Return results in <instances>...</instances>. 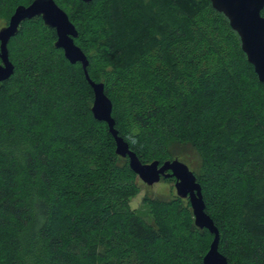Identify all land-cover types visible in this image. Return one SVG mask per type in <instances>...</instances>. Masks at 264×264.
Wrapping results in <instances>:
<instances>
[{
    "label": "trees",
    "instance_id": "1",
    "mask_svg": "<svg viewBox=\"0 0 264 264\" xmlns=\"http://www.w3.org/2000/svg\"><path fill=\"white\" fill-rule=\"evenodd\" d=\"M32 1L0 0V19ZM56 2L130 148L162 163L192 144L221 253L229 264H264V83L226 16L211 0ZM56 40L36 16L8 44L15 71L0 82V264H204L214 234L195 225L187 198L145 195L151 222L131 207L141 179L95 118L81 62Z\"/></svg>",
    "mask_w": 264,
    "mask_h": 264
},
{
    "label": "water",
    "instance_id": "2",
    "mask_svg": "<svg viewBox=\"0 0 264 264\" xmlns=\"http://www.w3.org/2000/svg\"><path fill=\"white\" fill-rule=\"evenodd\" d=\"M91 2L92 0H83ZM213 7L223 13L230 26L238 33L242 49L248 61L253 64L255 72L264 83V0H211ZM42 16L45 23L56 29V47L64 50L65 57L71 63L81 62L86 78L94 90L92 111L97 120L105 121L116 141L118 155L129 158L131 169L137 173L141 181L148 185L159 182L162 177H175L176 194L181 198H189L195 217V225L208 228L214 234L208 252L203 258L204 264H229L228 258L221 253L220 230L214 219L206 212V203L202 185L189 166L178 158L142 162L137 153L130 148L126 139L120 135L113 117V102L105 92V85L96 82L89 74V60L84 50L75 42L78 36L76 24L56 0H33L30 4L17 6L7 25L0 28V82L7 80L15 71V65L9 56L8 44L26 19Z\"/></svg>",
    "mask_w": 264,
    "mask_h": 264
},
{
    "label": "rangeland",
    "instance_id": "3",
    "mask_svg": "<svg viewBox=\"0 0 264 264\" xmlns=\"http://www.w3.org/2000/svg\"><path fill=\"white\" fill-rule=\"evenodd\" d=\"M5 25H7L6 20L3 18L0 19V28H2ZM174 154H176L177 158H179L181 161L185 162L192 171H194L197 175H200L202 161L199 153L192 144L180 143L175 147ZM175 181L176 180L173 178H169V179L162 178L159 182H156L155 184H152L150 186L140 180L139 187L141 189L139 190V193L132 199L131 207L138 208V213L151 222L152 218L150 215V208L147 203L143 204V202L141 201L142 198L146 195L149 198L158 197L164 200L175 199L177 195L175 188ZM185 201H187L188 204L191 205L189 203L190 202L189 198H187ZM190 209L192 211L191 206Z\"/></svg>",
    "mask_w": 264,
    "mask_h": 264
}]
</instances>
